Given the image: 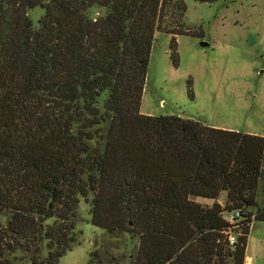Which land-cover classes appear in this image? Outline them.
<instances>
[{
    "label": "trees",
    "instance_id": "trees-1",
    "mask_svg": "<svg viewBox=\"0 0 264 264\" xmlns=\"http://www.w3.org/2000/svg\"><path fill=\"white\" fill-rule=\"evenodd\" d=\"M185 15L184 0H0V264H58L80 197L135 241L128 264H244L264 134L139 109L154 33L175 59L176 36L197 34Z\"/></svg>",
    "mask_w": 264,
    "mask_h": 264
},
{
    "label": "rangeland",
    "instance_id": "rangeland-1",
    "mask_svg": "<svg viewBox=\"0 0 264 264\" xmlns=\"http://www.w3.org/2000/svg\"><path fill=\"white\" fill-rule=\"evenodd\" d=\"M184 1L185 21L197 34L176 36L174 59L171 35L154 33L140 112L177 115L216 128L263 135L264 0ZM27 12L37 26L44 9L36 6ZM99 12L98 7L91 10L93 16ZM193 200L225 205L226 194ZM258 201L264 204L263 185ZM89 209V202L80 197L75 229L81 233L58 264H88L94 250L103 261L128 264L135 241L92 225ZM18 264L30 261L24 258ZM244 264H264V220L250 222Z\"/></svg>",
    "mask_w": 264,
    "mask_h": 264
},
{
    "label": "built area",
    "instance_id": "built-area-1",
    "mask_svg": "<svg viewBox=\"0 0 264 264\" xmlns=\"http://www.w3.org/2000/svg\"><path fill=\"white\" fill-rule=\"evenodd\" d=\"M239 216V212L238 211H232L228 214H226V219L230 222H234L236 220V217ZM236 241L235 235L230 232L228 233V242L229 244H233Z\"/></svg>",
    "mask_w": 264,
    "mask_h": 264
},
{
    "label": "water",
    "instance_id": "water-1",
    "mask_svg": "<svg viewBox=\"0 0 264 264\" xmlns=\"http://www.w3.org/2000/svg\"><path fill=\"white\" fill-rule=\"evenodd\" d=\"M201 44H202V45H206L207 43L202 41Z\"/></svg>",
    "mask_w": 264,
    "mask_h": 264
}]
</instances>
